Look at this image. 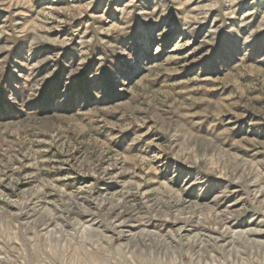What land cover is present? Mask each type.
<instances>
[{
    "label": "rangeland",
    "instance_id": "rangeland-1",
    "mask_svg": "<svg viewBox=\"0 0 264 264\" xmlns=\"http://www.w3.org/2000/svg\"><path fill=\"white\" fill-rule=\"evenodd\" d=\"M0 264H264V0H0Z\"/></svg>",
    "mask_w": 264,
    "mask_h": 264
},
{
    "label": "trees",
    "instance_id": "trees-1",
    "mask_svg": "<svg viewBox=\"0 0 264 264\" xmlns=\"http://www.w3.org/2000/svg\"><path fill=\"white\" fill-rule=\"evenodd\" d=\"M110 74L107 73H101L99 76L100 78V82L101 84L104 86V88L106 90H108L109 93H111V95H113V97H117L118 94L115 90V84H114V80L111 79V77L109 76ZM82 81H79V86L77 88V93L78 94H83V85L86 83V77L85 75H83L82 77H80ZM59 76L57 75L54 79V81L48 85H46L44 87V89L42 90V96H41V106H49V104L51 103V99H53L52 97L55 96V94L57 93V90L59 89Z\"/></svg>",
    "mask_w": 264,
    "mask_h": 264
}]
</instances>
